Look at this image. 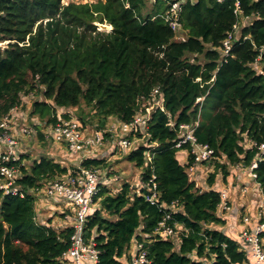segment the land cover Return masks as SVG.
Here are the masks:
<instances>
[{
  "label": "trees",
  "instance_id": "trees-1",
  "mask_svg": "<svg viewBox=\"0 0 264 264\" xmlns=\"http://www.w3.org/2000/svg\"><path fill=\"white\" fill-rule=\"evenodd\" d=\"M179 1L181 26L173 30L164 18L168 1L0 0V121L34 90L42 98L34 99L27 117L43 140L45 127L72 118L64 112L72 107L80 110L83 129L107 130L113 120L131 122L145 114L155 90L162 100L146 125L126 135L142 143L128 152L122 148L126 159L143 169L139 182L116 177L122 184L114 187L115 181L105 178L95 196L86 237L100 250L96 264L130 263L137 254L130 253L133 242L143 245L150 264L248 261L249 246L220 229L227 221L219 213L215 182L218 174L228 177L232 167L256 163L255 180L264 193V0ZM96 22L112 29L99 30ZM229 34L234 42L226 53ZM182 124L196 126L197 140L213 150L210 159L195 164L208 170L206 189L188 171L193 156L185 163L178 159L179 150L189 148L176 146ZM103 136L106 141L108 131ZM117 140L112 139L110 153L83 157L77 165L19 152L21 193L0 189V264H66L62 255L73 223L39 222L35 189L79 165L106 167ZM153 176L158 201L172 213L170 224L179 226V234L154 233L164 212L146 197L143 182Z\"/></svg>",
  "mask_w": 264,
  "mask_h": 264
},
{
  "label": "built area",
  "instance_id": "built-area-1",
  "mask_svg": "<svg viewBox=\"0 0 264 264\" xmlns=\"http://www.w3.org/2000/svg\"><path fill=\"white\" fill-rule=\"evenodd\" d=\"M150 3H157L159 0H149ZM168 1V0H162ZM170 8L164 15V18L171 25L173 30L180 28L181 23L179 21L180 12L182 9L181 2L174 0L168 1ZM238 5V3H237ZM238 24L234 25V29H237ZM234 42L233 34H229L224 41L225 52L228 53ZM262 56L257 58V62L260 61ZM158 90H155L153 95H157ZM153 96V100L156 97ZM157 105L162 106L161 102ZM151 107H148L145 114L136 115L131 122L119 123V131L122 135L118 137V145L124 149L131 150L133 148L134 141H130L126 135L138 126L146 125L148 118L151 114ZM198 123H196L197 125ZM14 123L10 116H5L0 121V189L4 193L20 194V190L16 185L17 173L19 172V152H21L20 139L21 135L25 136L31 132L30 127H22L21 133L14 131ZM51 131L49 135L53 133L56 141L66 143L69 150L82 154L83 157H90L96 155L101 151L102 146L105 145L103 133L107 130H95L93 133H87L86 129H83L81 124L74 120L62 119L57 123L50 126ZM196 127V126H195ZM194 126L190 124H182L180 126L183 137L177 142V147H182L184 144H188V154H191L194 158V164L189 167V170L194 169L195 164L201 163L204 160L210 159L213 155V150L208 145L200 143L194 134ZM116 132V131H115ZM262 158L264 159V144L261 146ZM148 161H151V153H147ZM257 166L256 163L252 164L249 168L253 177L256 179V174L253 169ZM102 182V169L99 167H82L78 168L69 174L57 177L55 180L48 183L44 188H37L35 191L45 192L47 196H59L65 198L67 203L75 207V219L73 222V234L71 236V243L67 251L62 255L66 264H88L89 262L97 263L99 261L100 250L97 247V242L92 238L86 237V223L88 220L89 211L94 204L95 196L100 190V184ZM143 185L148 187L149 194L146 196L147 200L152 205L164 212L163 219L158 223L155 228V235L165 237L179 234L181 229L179 226L170 224V220L173 219L172 213L167 211V208L163 203L158 201L159 192L157 189V183L155 182V176L147 182H143ZM23 195V194H22ZM221 203L220 209H229V192L227 190L220 191ZM254 219L257 221L256 228H245L240 233V240L246 243L251 251L256 264H264V198L259 205ZM251 220L250 217H245L244 222L248 223ZM128 264H150V260L147 257V251L144 250L142 244H137V254L133 260Z\"/></svg>",
  "mask_w": 264,
  "mask_h": 264
},
{
  "label": "rangeland",
  "instance_id": "rangeland-1",
  "mask_svg": "<svg viewBox=\"0 0 264 264\" xmlns=\"http://www.w3.org/2000/svg\"><path fill=\"white\" fill-rule=\"evenodd\" d=\"M64 1H66V2H70V1L87 2V0H64ZM88 1H97V0H88ZM1 44L5 45L6 42H3ZM260 65H262V63H260ZM31 94H32V97H27L24 100L25 103L23 105L19 106L18 111L23 112L24 114H29L30 113L29 105L30 106L32 105V102L34 101L35 98H37V97L42 98V94H41L40 90L39 91L34 90L33 92H31ZM154 97H156V99L153 100V102H154L153 106L157 105L158 102H161V100H159L157 98L158 95H155ZM153 106L150 108L151 110H152ZM83 108H84L85 112L88 111V108L85 106L84 103H83ZM64 112H68V114H70L74 120H76V121L79 120L80 110L77 107H72V108H70ZM29 115L31 116V114H29ZM13 122L14 123L16 122V126L13 127L14 131L16 133L17 132L21 133L22 127H30L32 129L31 132L28 133L27 135H25V136L21 135L19 137V139L21 140L20 141V147H21L20 151L21 152H24V151L28 152L27 153L28 156H31L32 159L36 158V157H40L42 154L51 156L53 153L55 158L63 161L65 164H68V165H77L78 163L81 162L82 154H80V153H76L74 155L70 154L71 150H69L66 143H61V142L56 141L53 133H51L52 135H49V131H51L50 126H48V128H46V127L44 128L45 130H49V131L44 130L47 138H44V140H43L41 138V136L37 133V131H38L36 128L37 126L33 123L31 118L27 121H26V119L22 120L20 122V125H18L16 118H15V120H13ZM119 123H121V122L114 120L108 126L109 138L105 141V145L102 146V149L100 151L101 153L104 152L106 154V153H110L113 150V145H111L112 139L113 140H115L116 138L118 139L119 135H122V132L119 131ZM85 129H86V132L89 134L93 133L95 131V129L92 127V125H87L85 127ZM114 137H116V138H114ZM141 140L142 139H135L133 147L138 145L139 143H142ZM126 151L128 152L130 150L126 149ZM115 153L116 154L114 155V157H111L110 156L111 154L108 155L109 157L106 159V164H105V165H107L106 167L101 166V167H103V168H101L102 169V179L107 178L104 182L106 183L108 179L114 180L115 182H111L112 185L114 187H118L120 184H122V180H120V179L116 180V177H123V179L125 181L135 183V184L138 183L139 179H140V173L142 172L143 169L136 166L135 163L126 159V156L123 154L122 147H120L119 145H118V148L115 150ZM69 158H71V159H69ZM29 161H26V163H28ZM190 173L192 175V172H190ZM141 184H142V181H141ZM37 196H38V199L36 201V206H38L40 208V213H41V207H42L41 205L42 204L44 205V202L46 204L51 203L54 205V207L57 206L58 209H60V210H67V209L73 210V206H68L65 198L57 199L54 196L49 197L46 195L45 192L43 193L41 191L38 192ZM44 208H46V206H44ZM52 211L53 210H50V209L46 210V211H42L43 214L41 215V217H45L46 215H49L50 213H52ZM55 216H58V212L53 214V216L51 217V219L53 218L52 222H55V220L59 221V217L56 218ZM60 221L63 222L62 219ZM244 223H245L244 221H241V224H244ZM208 264H211V261Z\"/></svg>",
  "mask_w": 264,
  "mask_h": 264
},
{
  "label": "crops",
  "instance_id": "crops-1",
  "mask_svg": "<svg viewBox=\"0 0 264 264\" xmlns=\"http://www.w3.org/2000/svg\"><path fill=\"white\" fill-rule=\"evenodd\" d=\"M30 107L31 106L29 105V110ZM18 109L19 108L14 109L10 117L12 121L16 118L18 125H20V122L22 120L26 119L27 121L29 120V118L27 117L28 114H24L23 112L18 111ZM112 119L114 118H110V120ZM51 156L55 158L53 153ZM177 156L179 160L181 159L180 161L182 163H185L189 157L187 149L179 150ZM111 157H114V154L111 155ZM188 171L192 172V175L190 176H192V179L195 180L199 186L203 187L204 189L207 188L208 184L206 181V174H208V170L206 171L204 170V167L202 165H198L195 166L192 171H190L189 169ZM209 171H211V169ZM230 172L231 173L228 177H224L218 174L215 182V186L220 191L227 190L229 192V209L224 211L221 209L219 210V213H221V215L227 221L224 226L220 227V229L223 230V232L227 233L229 236L235 237L240 240V233L245 228H251L252 230L256 228L257 221L254 219V217L262 201V198H264V193L261 190L259 183L253 177L252 172L249 168L243 166L232 167ZM54 197H56L57 199L62 198L59 196ZM67 205L73 206L68 203ZM41 206V213L40 208L36 206V211L38 215L37 219L41 223L49 224V221H51L53 225L56 224L57 226H59L65 224H72L74 222L76 212L74 206L73 210H60L57 206L54 207L53 204H46L45 202L44 205L42 204ZM44 206H46V208H44ZM49 209L53 210L52 213L46 215L45 217H41V215L43 214L42 211H46ZM56 212H58V216L55 217H59V221L55 220V222H52L53 218L51 219V217ZM247 216L250 217L251 220L248 223L241 224V221H244V218ZM60 218L63 220V222L60 221ZM136 251L137 243L133 242L130 253L135 256ZM88 264L95 263L89 262ZM245 264H256L250 247H248V261L245 262Z\"/></svg>",
  "mask_w": 264,
  "mask_h": 264
},
{
  "label": "water",
  "instance_id": "water-1",
  "mask_svg": "<svg viewBox=\"0 0 264 264\" xmlns=\"http://www.w3.org/2000/svg\"><path fill=\"white\" fill-rule=\"evenodd\" d=\"M96 24L99 26V30H111L112 29V26L107 23L96 22Z\"/></svg>",
  "mask_w": 264,
  "mask_h": 264
},
{
  "label": "bare ground",
  "instance_id": "bare-ground-1",
  "mask_svg": "<svg viewBox=\"0 0 264 264\" xmlns=\"http://www.w3.org/2000/svg\"><path fill=\"white\" fill-rule=\"evenodd\" d=\"M169 1V0H168Z\"/></svg>",
  "mask_w": 264,
  "mask_h": 264
}]
</instances>
